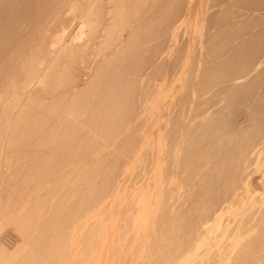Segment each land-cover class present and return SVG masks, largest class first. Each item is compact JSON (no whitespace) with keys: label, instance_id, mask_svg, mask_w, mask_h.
Segmentation results:
<instances>
[{"label":"bare ground","instance_id":"6f19581e","mask_svg":"<svg viewBox=\"0 0 264 264\" xmlns=\"http://www.w3.org/2000/svg\"><path fill=\"white\" fill-rule=\"evenodd\" d=\"M23 1L0 0V160L13 170L0 178V227L23 238L13 252L0 243V264H264V193L249 190L264 175V0H157L170 6L157 7L155 25L140 18L153 8L135 7L147 0ZM67 12L79 19L76 41L65 39ZM180 15L197 33L184 49V91H150L137 77L162 74L160 48L175 41ZM242 21L256 32L218 38ZM72 61L85 70L82 88ZM98 63L107 66L92 74ZM112 67L121 72L102 73ZM219 81L245 124L233 122L232 97L212 90ZM144 111L157 118L156 159L126 191L136 173L120 168L138 141L128 124ZM111 190L123 193L104 206Z\"/></svg>","mask_w":264,"mask_h":264},{"label":"rangeland","instance_id":"374dc122","mask_svg":"<svg viewBox=\"0 0 264 264\" xmlns=\"http://www.w3.org/2000/svg\"><path fill=\"white\" fill-rule=\"evenodd\" d=\"M22 4H24L23 0H16V2H15L16 6H21ZM197 5H193V8H197ZM169 6H170V4H168V2H164L163 4L159 3L157 5V0H147V2L144 3L143 5H139V6L136 5L135 7H141L144 10L153 8L155 11L157 10V7H158L160 9V11H163L165 9V7L167 9ZM213 9H216V8H213ZM28 10H32V5H30ZM28 10L26 11L27 13H28ZM160 13L161 12L157 13V11L155 13L142 12V14H140V18L143 21H141V23H152V24L155 25L156 22H157V16ZM65 14L63 15V17L68 18L63 24L64 27H65L66 34H67L65 36V39H67V40H71L72 39L73 41H76V37L78 36V33L80 32L79 19L76 18V17H72L70 12H67ZM207 16H209V15H207ZM27 19H28L27 20L28 23L30 22L29 23L30 25H32V24L36 23V21H38V17L34 16L32 13H30L28 15ZM176 19L177 20H176L175 24L172 26L174 28L175 41H173L172 43H169L168 41H166L165 44L168 43V45H167L168 47L164 44L163 47L160 48L161 49L160 50L161 51V55L162 56L163 55L167 56V59H165L166 61L163 60L164 61L163 65H164V63H166V65H164L165 66L164 67L165 70L164 69H163L164 71L162 70V74L161 75H159V76L158 75H152V76H154V77H152V76H150L148 74V73H150V68L149 67H145L142 70V74L139 77H137L138 78V83H137L138 85H141V86L143 85V87L144 86H149L148 88H149L150 91L152 90V88H158V87L162 86L163 89L166 88L165 91L167 93L169 92V95H171V96L179 95L180 93H182L184 91L183 88H184V85L186 84L185 81L187 80L186 78H187V74H188V70H189V61L186 59V51L184 49H185L186 44H190L191 47H193V45H194L193 44V40H194V38L197 37V33L192 29L191 24H190L192 22H190L188 18H186L184 15L183 16L180 15V17H177ZM243 23H245V22L242 21V22H240V25L238 23V24H236V25H234L231 28L226 29V30L222 29L224 32L221 31V35L218 38L221 40L222 36H224V38H225L226 37L225 34H227V37L229 36V37H236L237 39H241V38H245V37L249 36V33H251V32H253V33L256 32L257 29L254 28V27L251 28V29H248V30L247 29H241V26H242ZM54 24L55 23H53L52 26ZM149 32H151V30H149V29H144L143 30V33H149ZM239 33H240V35H239ZM126 34H127V31L123 32V35L120 38L119 42L123 43L126 40V37H127ZM23 35H25V33H23ZM30 35H31V33H30ZM135 37L137 38V34L135 35ZM202 39H203V37H202ZM177 43H178V45H177ZM172 44H173V46H172ZM39 55L43 56L42 53H39ZM59 62H61L63 64H67L68 63V59L65 58V57H63V58L61 57ZM103 66L106 67L107 64L103 65L102 63H100V64L98 63L97 65H95L93 67V69L91 70L92 74L96 73V75H97L99 73V69L100 68L102 69ZM69 68H70V72L72 74H74L75 77H76L75 84L77 85L78 88H82L80 86L81 85L84 86L83 82H81V81H85L84 80L85 76L82 75V74H84L85 70L79 68L76 65V63L73 62V61L71 62V66ZM106 70H108V69H103L102 73L106 74V73H109L110 71L111 72H113L114 70L116 71L117 69L112 67V68H110V70H108V71H106ZM117 72L120 73L121 71L117 70ZM205 79H206L207 83H210L209 77H207V72H206L205 77H204V80ZM226 85H227V82L219 81L218 83H216V86L212 90H215V88L218 89V91H219L218 94H217L218 97H224V98H226L227 96L228 97H230V96L232 97L231 98L232 99L231 100V108L229 109V111L231 112V117L233 119V122H234V124H237L239 122H240L239 124H241V125H242V123L245 124L244 122H245V119H246V114H245L244 111H242V109H240V107L236 103V100H234V98L236 97V93L232 92L230 94L228 92V90H226ZM34 86L36 87L37 84L34 85ZM219 87H222V88H219ZM259 92H260L259 94H261L263 92V88H259ZM219 94H220V96H219ZM233 96H235V97H233ZM147 97L149 98L150 94H148ZM154 122H150V114L148 113V111H144L135 120L131 121L128 124L130 126L134 125V129L136 130V134L138 136V141L135 143L132 157L129 159V161L127 163L124 164V166L122 165V167L120 168V170L127 169V170L123 171V173H121L120 176L122 174H126L128 172H129V174L130 173L131 174L132 173H136L134 175L132 174L134 176L132 182H128L127 181L124 184L125 186H130V188L126 189V191H129L131 188L133 189L134 186H131L132 183L134 181L138 180V179H141L143 177L142 175H145L144 177L149 176L148 174L150 173V169L153 168L154 164H152V162H153V160L156 159V154H157V146H156L157 145V118H156V120ZM126 133H127L126 131L121 132L120 135H117L114 138L113 141H110V143H108L107 145L96 149V151L94 150V151L90 152L89 155L93 156V155H97V154H99V153H101L103 151H107L110 148V146L112 145V143H114L116 141V139L118 140V138H120L121 136L126 135ZM3 144H5V142ZM97 151L98 152L100 151V152L98 153ZM138 157H139L140 160H145L144 162L146 164L144 162L137 163L135 160ZM77 160H88V159H87V157L82 156V157L78 158ZM22 161H24V160H19V162H22ZM201 161L204 162V160H201ZM0 163H1V165H4V166H1V168H0V176H1L0 178L5 180V181H7L9 178H11V176L13 174V172H12L13 170L8 166L7 160H0ZM69 168H70V166L69 167H63V168L57 170L54 173V175H57L60 172H65ZM138 168H140V169H138ZM138 170H140V171H138ZM141 171L143 173H140ZM137 173H139V174L137 175ZM140 174H141V176H140ZM124 176H126V175H124ZM124 176H122L120 178L123 179ZM134 178H136V179H134ZM122 179H121L120 184L122 183ZM198 182L204 184L203 180L202 181L200 180ZM5 184L6 183L1 185L0 187L3 188L5 186ZM222 184L223 183L221 181L220 182V186ZM46 185H47V183L44 184V185H41L40 187L43 188V186H46ZM40 187H38L37 189H39ZM249 190H250V192H252V195H254V197H258L260 194L264 193V175H262V183H259V182L251 183L250 186H249ZM195 192H196V194L194 195L195 199H199V198H202V197L205 198L204 196L206 194H205V192L203 190L202 191L201 190L200 191L197 190ZM238 192H241V190L240 191L238 190ZM42 193L43 192L41 191L40 194H42ZM122 193H123V190H121L119 193H116V191H112V190L108 191V194L106 195L105 199L103 200L105 202L104 206L107 205L109 203V201L111 199H113V197L116 194H122ZM127 194H128V192L126 193V195ZM100 206L101 205H98L97 207H94L93 209H91V212L98 213L100 211V208H101ZM45 207H43V209ZM225 219H228V215L226 213H223L222 220H225ZM0 221H1V219H0ZM22 241H23V238H21L20 234L16 233L14 224L3 223L1 225V227H0V243H3L4 247L9 252H13L14 249L16 248V246L21 244Z\"/></svg>","mask_w":264,"mask_h":264}]
</instances>
